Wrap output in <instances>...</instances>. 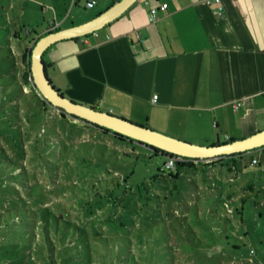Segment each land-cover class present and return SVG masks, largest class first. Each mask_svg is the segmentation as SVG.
Returning a JSON list of instances; mask_svg holds the SVG:
<instances>
[{
  "label": "rangeland",
  "instance_id": "rangeland-1",
  "mask_svg": "<svg viewBox=\"0 0 264 264\" xmlns=\"http://www.w3.org/2000/svg\"><path fill=\"white\" fill-rule=\"evenodd\" d=\"M50 20L40 11L20 16L0 0V197L23 168L29 180L16 190L25 206L37 208L28 187L39 184V205L60 230L44 233L38 218L32 233L21 226L0 233V264H264V164L251 166V153L226 157L213 165L228 179L219 186L214 167L172 178L155 150L44 109L30 78L16 73L9 48L22 53L27 30L41 31ZM15 27L20 40L13 42Z\"/></svg>",
  "mask_w": 264,
  "mask_h": 264
},
{
  "label": "crops",
  "instance_id": "crops-1",
  "mask_svg": "<svg viewBox=\"0 0 264 264\" xmlns=\"http://www.w3.org/2000/svg\"><path fill=\"white\" fill-rule=\"evenodd\" d=\"M88 1L94 6L88 8ZM114 1L75 0L71 6L72 0H9L20 16L40 11L51 18L41 31L27 30L22 53L9 48L16 73L26 75L27 51L40 36L88 21ZM207 1L138 0L96 33L53 44L43 57L47 76L77 103L188 142L222 144L261 131L264 0ZM162 5L151 22L150 10ZM80 8L89 10L86 16ZM10 35L20 40L17 28ZM250 153L264 161V148ZM213 161H201L196 169L213 168ZM213 170L218 186L227 182Z\"/></svg>",
  "mask_w": 264,
  "mask_h": 264
},
{
  "label": "water",
  "instance_id": "water-1",
  "mask_svg": "<svg viewBox=\"0 0 264 264\" xmlns=\"http://www.w3.org/2000/svg\"><path fill=\"white\" fill-rule=\"evenodd\" d=\"M137 1L115 0L109 8L92 19L78 25L48 32L37 39L31 50L30 73L33 85L43 99L67 117L77 118L167 154L203 161L232 156L237 153H249L264 147V129L245 138L227 143L215 145L192 144L150 129L145 125L101 111L98 108L77 103L65 97L53 86L47 76L43 61L45 52L61 40L85 37L103 29Z\"/></svg>",
  "mask_w": 264,
  "mask_h": 264
},
{
  "label": "trees",
  "instance_id": "trees-1",
  "mask_svg": "<svg viewBox=\"0 0 264 264\" xmlns=\"http://www.w3.org/2000/svg\"><path fill=\"white\" fill-rule=\"evenodd\" d=\"M34 45V44H33ZM33 45L30 46V48L28 49V70L26 73V76H28V78H30V82L31 85L29 86V89L31 90L30 93H32L35 98L37 99V101L39 102V104L41 106L44 107V109L48 108L47 106H51L45 99H43V97L39 94V92L36 90V88L33 85L32 79H31V73H30V55H31V50ZM13 77V82L20 87L21 92L23 94H28V91L24 90V85L17 80L16 76L11 75ZM15 100H13L14 102ZM12 106H18V104H12ZM52 107V106H51ZM90 107H94L97 108L95 106H90ZM57 110V109H56ZM61 114L63 115V117H65L66 115L61 112ZM61 115V116H62ZM73 118V117H72ZM77 119V118H74ZM82 121V120H80ZM84 123H86L85 121H82ZM89 124V123H86ZM92 125V124H89ZM99 128V127H98ZM106 132H109L111 134H113L116 138H118V140L121 141H129L131 143H134L135 141H132L124 136L121 135H117L114 134L112 132H110L109 130L100 128ZM137 143V142H136ZM140 144V143H138ZM142 145V144H141ZM150 148V147H149ZM264 148V147H262ZM260 148V149H262ZM155 150L156 154H162L164 153L161 150L158 149H153ZM259 149L253 150L251 152H255ZM245 153H237L234 154L232 156H239V155H243ZM232 156H227V157H232ZM180 159L178 160V162L176 163V169L174 173H170V176L172 178H176L178 176V173L182 170V169H191L194 170L196 169L197 164H200L201 161H198V163H195L196 159H191V158H186V157H182V156H178ZM226 157H220V158H216L213 159L214 161L210 164H218V163H222L224 161ZM7 161H4V163ZM6 164H10V163H6ZM12 165L13 170L16 169H20V167L10 164ZM207 165V164H206ZM15 172V171H12ZM14 175H11L8 177V181L10 182V184H6L7 185V189L3 188V193L0 197V201L1 202H5L7 204H5V206L1 207V211H0V233H4V232H9L10 229H12L14 226H18V227H29V230L24 229V232H31L34 231L35 229V224L37 223L38 218H40V220L42 221L43 225L42 228L44 230V233H48L50 229H52L54 234H57L60 230H58V225L59 224H51V213L49 212L48 207H40V203H39V198L38 196L39 191L38 188L40 187L39 184L37 183H31L28 187V196L29 198L31 197V199H29L34 206H37V208H30V207H26L25 204L27 203V200L23 197L20 196V194H18L17 190H16V184L18 185H24L25 181H28V177L26 175V171L22 168L21 171H16L15 173H13ZM7 179V178H6ZM14 182V183H12ZM7 191V194L6 192ZM5 192V193H4ZM46 210V212L44 211ZM54 217V216H53ZM62 216L60 215L59 218H61ZM56 218V217H55ZM5 228L6 231H1V229ZM67 230V229H66ZM97 243H95L94 245H96ZM103 244V243H102ZM93 245V246H94ZM97 248V246H94ZM91 260L93 261L92 264H97V259L95 258H91Z\"/></svg>",
  "mask_w": 264,
  "mask_h": 264
},
{
  "label": "built area",
  "instance_id": "built-area-1",
  "mask_svg": "<svg viewBox=\"0 0 264 264\" xmlns=\"http://www.w3.org/2000/svg\"><path fill=\"white\" fill-rule=\"evenodd\" d=\"M75 0H72V3H71V6L74 5V2ZM211 1H214L216 3H220L221 0H208L207 2L210 3ZM94 2L93 1H88L86 3V6L88 8H91L94 6ZM158 9H162L164 10L165 9V6H159L157 8H152L150 10V21L151 22H155L157 20V11ZM217 12L219 14H221L222 12V7L220 6L218 9H217ZM96 33V32H95ZM156 98V96L154 97ZM239 106V103L237 104ZM161 155H164L166 158H167V161L165 163V171H169V173H174L175 172V169H176V163L178 162V160L180 159L177 155H172V154H167L166 152L162 153ZM198 161H201V160H196L195 163H198ZM205 162H210L212 160H203ZM264 161H262L260 158L258 157H255V158H252L250 160V165L251 166H257V165H262ZM165 171H163L165 173Z\"/></svg>",
  "mask_w": 264,
  "mask_h": 264
}]
</instances>
